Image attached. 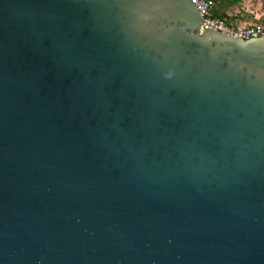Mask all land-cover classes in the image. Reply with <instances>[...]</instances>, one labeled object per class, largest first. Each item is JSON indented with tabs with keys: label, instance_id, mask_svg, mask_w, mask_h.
<instances>
[{
	"label": "water",
	"instance_id": "95a60500",
	"mask_svg": "<svg viewBox=\"0 0 264 264\" xmlns=\"http://www.w3.org/2000/svg\"><path fill=\"white\" fill-rule=\"evenodd\" d=\"M190 0H0V264H264V39Z\"/></svg>",
	"mask_w": 264,
	"mask_h": 264
},
{
	"label": "built area",
	"instance_id": "2783aa9c",
	"mask_svg": "<svg viewBox=\"0 0 264 264\" xmlns=\"http://www.w3.org/2000/svg\"><path fill=\"white\" fill-rule=\"evenodd\" d=\"M190 2L196 6L202 16L201 32H205L206 29H212L235 38L264 39L263 22L254 21L245 24L233 22L231 21L232 16L230 17L228 14L229 12L226 11V15H223L217 0H190ZM239 11L242 12L241 10Z\"/></svg>",
	"mask_w": 264,
	"mask_h": 264
},
{
	"label": "rangeland",
	"instance_id": "374dc122",
	"mask_svg": "<svg viewBox=\"0 0 264 264\" xmlns=\"http://www.w3.org/2000/svg\"><path fill=\"white\" fill-rule=\"evenodd\" d=\"M217 2L221 11L228 10L233 22L245 24L257 21L264 23V0H217Z\"/></svg>",
	"mask_w": 264,
	"mask_h": 264
},
{
	"label": "trees",
	"instance_id": "16d2710c",
	"mask_svg": "<svg viewBox=\"0 0 264 264\" xmlns=\"http://www.w3.org/2000/svg\"><path fill=\"white\" fill-rule=\"evenodd\" d=\"M223 15L225 16L226 15V11H222Z\"/></svg>",
	"mask_w": 264,
	"mask_h": 264
},
{
	"label": "crops",
	"instance_id": "0c3cea01",
	"mask_svg": "<svg viewBox=\"0 0 264 264\" xmlns=\"http://www.w3.org/2000/svg\"><path fill=\"white\" fill-rule=\"evenodd\" d=\"M228 11V10H227Z\"/></svg>",
	"mask_w": 264,
	"mask_h": 264
}]
</instances>
